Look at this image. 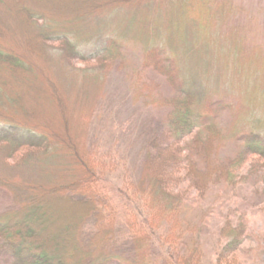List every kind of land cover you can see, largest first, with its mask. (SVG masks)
Returning <instances> with one entry per match:
<instances>
[{"label":"trees","instance_id":"trees-1","mask_svg":"<svg viewBox=\"0 0 264 264\" xmlns=\"http://www.w3.org/2000/svg\"><path fill=\"white\" fill-rule=\"evenodd\" d=\"M55 2L0 0L4 14L0 15V164L11 173V177L0 176V188L10 190L17 203L16 208L0 212V236L12 250L14 264H123L114 251L122 209L99 156L87 148L91 107L103 93L109 73L118 67L130 72L136 101L167 108L163 130L143 172L128 173L120 188L131 205V211H126L130 240L144 256L133 264H153L145 251L156 242L167 247L161 264H243L240 253L253 240L264 255V228L256 231L250 209L243 210L238 201L230 200L238 196L241 185H248L256 198L250 207L264 213V120L242 131L221 117L225 102L205 111L214 95L230 90L228 73L240 67L223 62L224 49L216 47L224 46L226 36L234 33V19L242 15L244 4L237 0H85L72 10ZM126 8L156 14L146 20L148 53L142 69L154 68L166 76L172 89L169 94L145 86L142 63L128 43L136 37L135 17L126 28L115 25L116 16L111 22L101 17ZM247 35L256 39V49H262L258 31L255 35L247 31ZM239 36L236 53L245 44L244 31ZM92 45L97 48L90 49ZM239 57L247 63L254 56ZM260 59L264 71V59ZM189 67L191 78L184 80ZM7 68L19 85L34 82L29 74L43 78L49 90H34L41 99L46 92L56 98L61 121L53 113L47 118L40 115L44 101L33 108L30 88L17 91L14 82L2 74ZM80 114L87 115V120L78 129ZM231 143L236 148L222 155V148ZM62 162L69 165H64V171L76 172L68 183L54 185L44 177L29 183L28 175L43 167L57 175L59 170L52 165ZM32 189L39 197L31 194ZM217 191L222 194L220 205L206 218L220 215V208L226 206L229 212L224 209V220L213 238L216 243L209 247L208 236L203 234L206 224L201 229L200 223L185 214L208 203ZM43 199L46 205L65 199L84 207V215L77 220L81 243L72 242L84 244L85 249L72 262L66 261L69 248L58 249L54 236L40 230L42 223L33 224L24 217ZM91 222L98 231L87 247L84 233Z\"/></svg>","mask_w":264,"mask_h":264},{"label":"rangeland","instance_id":"rangeland-1","mask_svg":"<svg viewBox=\"0 0 264 264\" xmlns=\"http://www.w3.org/2000/svg\"><path fill=\"white\" fill-rule=\"evenodd\" d=\"M36 3L39 0H34ZM45 1V0H43ZM85 0H56V4L68 9L74 10L77 4L83 3ZM234 1V0H233ZM244 4V12L242 15L234 19V33L227 35L223 41L224 46L220 45L216 47V50L224 49V58L222 61L229 60L235 66L240 67L237 70L228 73L231 88L224 95H214L212 102L209 100L206 104V112L215 105L210 111L218 109L224 103L221 114L223 120L228 123L233 129L238 127L240 130L250 131L258 124L260 119L264 120V71L262 69V59H264V44H261L262 49H256L258 43L255 38H249L247 31L255 35V31H258L260 40L264 43V0H237ZM49 2V1H46ZM168 9V7H166ZM134 9V11H129L128 8L122 9V11L110 12L106 14H101L107 22H111L113 16L117 17V22L115 25L121 24L124 28L128 26V21L133 20L134 17L136 22L134 23V32L136 37L130 39L128 43L132 46V52L135 57L138 56L140 63L145 67L148 48L146 37L148 27L145 26L146 20L149 18H154L156 14H151L148 9L139 10ZM137 12V13H134ZM13 15L14 12L12 13ZM0 15L4 16L0 9ZM260 16L257 20L256 17ZM16 16V15H15ZM91 20H95L97 16H90ZM250 18H252L250 20ZM134 19V20H135ZM12 22V20H10ZM68 24V21L65 22ZM120 26V25H119ZM252 26L254 27L253 29ZM244 31L246 38L244 43H241V47L236 53L238 48V41L236 36L241 40L239 34ZM29 34V32H28ZM243 35V33H242ZM29 36H32L30 33ZM166 41V40H165ZM217 42H215L216 44ZM97 45H92L90 49L94 50ZM59 52V51H58ZM253 55V59L249 58L247 63L239 57L242 54ZM240 54V55H239ZM96 62L92 64L95 65ZM218 63H220L218 61ZM81 66H87L86 63L80 62ZM143 70V77L146 80V87L153 86L154 91L164 92L169 94L171 92L170 83L166 76L158 73L154 68H150L146 71ZM145 70V72H144ZM187 73L183 74L184 80L186 77H190L192 67L187 68ZM2 72V71H1ZM2 74L9 78L16 85L17 91L20 89L30 88V101L29 104L33 108H38L41 100L44 101V110L40 115L45 118L52 116V113L61 121V115L59 111L58 104H56V98L47 92L43 99L38 96L34 88L38 87L42 90H49L46 81L43 78H36V74H29L28 77L34 82L29 86L16 84L15 79L9 68L6 72ZM191 78V77H190ZM36 80V81H35ZM106 85L103 93L97 103L93 104L91 107V126L88 131V149L92 154H97L99 156V162L101 166L107 171V175L110 176L111 186L115 193L117 203L121 206V221L119 227V239L117 245L114 249L115 254L119 262L123 264H133L135 261H139L144 258V256L139 255L137 252L135 242H132L131 235L128 232L129 223L126 219V211H131V205H128V196L121 192V187L126 179L127 174H141L144 170L146 158L150 151L153 149L155 140L163 130V119L166 109L164 105H157L155 103L152 106H147L144 101L138 102L134 97V92L132 88V79L130 72L126 71L121 67L113 69L106 78ZM202 81V80H201ZM19 82L22 83L21 80ZM221 102V103H220ZM212 103V104H211ZM160 104V103H159ZM41 109V108H40ZM46 111V112H45ZM89 111V108H88ZM89 114L84 112L83 114ZM80 114V119H77V128L80 129L83 126V121L87 118ZM86 119V120H85ZM79 124V125H78ZM87 129V128H86ZM97 146V147H96ZM235 143L225 145L222 148V155H228L232 150H234ZM95 150V151H94ZM96 152V153H94ZM120 165L116 168V166ZM64 163H57L52 165V168H58L59 172L57 175L52 173H47L46 169L43 167L36 171L33 176L28 175L27 179L29 183H32V179L40 182L42 177L48 178L47 180L50 184L61 185L66 184L72 180L76 172L74 170L64 171ZM69 167V165H65ZM63 168V169H62ZM10 171L4 168L0 164V176H10ZM238 196L230 198L231 202L238 204L243 210H249L254 219V228L256 231L259 228H264V213L259 208L250 207V204H255L256 198H254V192L248 185H241ZM31 194L39 197L36 190L32 189ZM240 194V195H239ZM222 194L217 191L210 196L208 203L204 204L200 208L193 209L189 213L185 214V217L194 220V222L200 223V228L203 229L204 223L206 224L204 230V236H208L206 240L209 245L213 246L216 243L215 238L216 233L219 230L221 222L224 220L222 213L224 209L229 212L228 208H220V215L216 214L214 217H207V214H212L216 211L217 206L220 205V199ZM45 199L37 202L36 206L33 205L27 212L26 220L30 223L38 222L42 223L43 226L40 227L42 232L46 234L50 233V237L56 243V247L60 250L69 248L67 262H72L74 259L78 258L79 253L82 249H85L84 244L81 247L77 242L73 244L72 240H79L77 229H78V217L84 215V207L81 204L73 200H65L51 202L46 205ZM17 203L10 190L5 188H0V212L16 208ZM129 217V215H128ZM197 223V224H198ZM165 225V223H164ZM168 226V223H166ZM95 222H91L84 233V240L87 243V247H91L93 242H91V236L96 232ZM98 231V230H97ZM261 232V231H258ZM206 233V234H205ZM71 239V241H70ZM80 242V240H79ZM81 243V242H80ZM259 243L255 240L249 242V244L244 248V251L240 253V258L244 261L243 264H264V255L259 253L258 249ZM77 250H73L74 248ZM78 252V253H75ZM146 255L149 256V261L153 264H161L165 260L167 253V247L159 244V242L147 248L145 251ZM15 256L12 250L7 246L3 238L0 236V264H14Z\"/></svg>","mask_w":264,"mask_h":264}]
</instances>
